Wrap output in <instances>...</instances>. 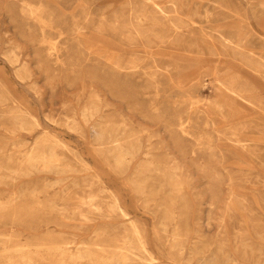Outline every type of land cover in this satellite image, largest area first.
Returning a JSON list of instances; mask_svg holds the SVG:
<instances>
[{
  "label": "rangeland",
  "instance_id": "374dc122",
  "mask_svg": "<svg viewBox=\"0 0 264 264\" xmlns=\"http://www.w3.org/2000/svg\"><path fill=\"white\" fill-rule=\"evenodd\" d=\"M0 264H264V0H0Z\"/></svg>",
  "mask_w": 264,
  "mask_h": 264
},
{
  "label": "bare ground",
  "instance_id": "6f19581e",
  "mask_svg": "<svg viewBox=\"0 0 264 264\" xmlns=\"http://www.w3.org/2000/svg\"><path fill=\"white\" fill-rule=\"evenodd\" d=\"M144 1V0H143ZM147 2H148V0H147ZM39 7H41V6H39ZM29 8V7H28ZM42 8V7H41ZM31 9V8H30ZM159 11V10H158ZM38 12V11H37ZM32 13L34 14V11L32 10ZM156 15V14H155ZM164 15V14H163ZM172 24V23H171ZM241 27H243V26H241ZM78 30V29H77ZM165 30V29H164ZM239 30V29H238ZM242 30V29H241ZM136 32V31H135ZM167 33V32H166ZM138 34V33H137ZM177 35V34H176ZM240 35V34H239ZM240 40V39H239ZM17 58V57H16ZM263 62V61H262ZM25 72V71H24ZM31 75V74H30ZM155 76V75H154ZM29 79V78H28ZM153 79H154V77H153ZM156 79V78H155ZM204 86V85H203ZM216 103V102H215ZM214 106V105H213ZM218 107V106H217ZM157 110V109H156ZM155 110V111H156ZM36 119V118H35ZM119 126V125H118ZM185 135V134H184ZM54 166V165H53ZM117 202V201H116ZM96 209V208H95ZM83 212H80V214H82ZM79 214V215H80ZM141 241V240H140ZM129 247V246H128ZM143 248L145 249V246L143 245ZM140 250V249H139ZM142 251V250H141ZM21 252V251H20ZM78 256V255H77ZM75 257V256H74ZM130 258H131V256H130ZM76 259V258H75ZM80 259V258H79ZM134 259V258H133ZM29 260V259H28ZM78 260V259H77ZM146 260V259H145ZM113 262V261H112ZM32 263V262H31Z\"/></svg>",
  "mask_w": 264,
  "mask_h": 264
}]
</instances>
